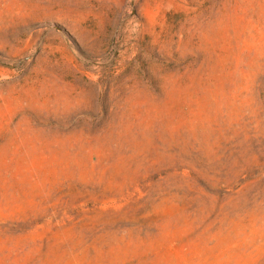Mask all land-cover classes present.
Listing matches in <instances>:
<instances>
[{
    "label": "rangeland",
    "instance_id": "374dc122",
    "mask_svg": "<svg viewBox=\"0 0 264 264\" xmlns=\"http://www.w3.org/2000/svg\"><path fill=\"white\" fill-rule=\"evenodd\" d=\"M0 264H264V0H0Z\"/></svg>",
    "mask_w": 264,
    "mask_h": 264
}]
</instances>
